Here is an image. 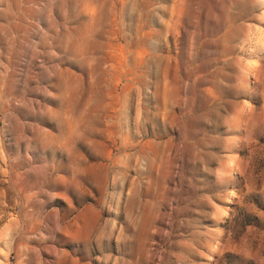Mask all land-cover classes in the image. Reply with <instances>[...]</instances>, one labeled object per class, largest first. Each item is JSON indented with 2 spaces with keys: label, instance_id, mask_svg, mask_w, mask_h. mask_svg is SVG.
I'll return each mask as SVG.
<instances>
[{
  "label": "rangeland",
  "instance_id": "374dc122",
  "mask_svg": "<svg viewBox=\"0 0 264 264\" xmlns=\"http://www.w3.org/2000/svg\"><path fill=\"white\" fill-rule=\"evenodd\" d=\"M0 264H264V0H0Z\"/></svg>",
  "mask_w": 264,
  "mask_h": 264
}]
</instances>
